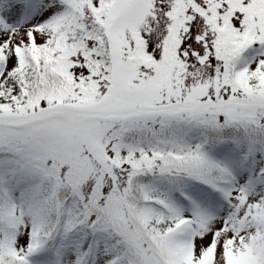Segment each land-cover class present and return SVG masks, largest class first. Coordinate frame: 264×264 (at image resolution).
<instances>
[{"label": "snow or ice", "instance_id": "obj_1", "mask_svg": "<svg viewBox=\"0 0 264 264\" xmlns=\"http://www.w3.org/2000/svg\"><path fill=\"white\" fill-rule=\"evenodd\" d=\"M0 264H264V0H0Z\"/></svg>", "mask_w": 264, "mask_h": 264}]
</instances>
